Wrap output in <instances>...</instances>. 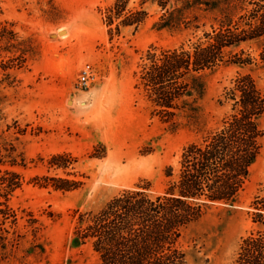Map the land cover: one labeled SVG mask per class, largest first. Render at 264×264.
Segmentation results:
<instances>
[{
  "label": "rangeland",
  "instance_id": "374dc122",
  "mask_svg": "<svg viewBox=\"0 0 264 264\" xmlns=\"http://www.w3.org/2000/svg\"><path fill=\"white\" fill-rule=\"evenodd\" d=\"M214 1L0 0L2 45L18 47L3 58L12 74L0 75V264H100L91 244H73L81 217L126 191L166 193L189 147L223 128L240 76L264 97V36L212 52L198 71L186 58L183 73L163 67L219 30L255 25V4ZM87 63L96 79L86 87ZM258 123L237 199L209 202L179 237L185 264H240L247 239H264V110Z\"/></svg>",
  "mask_w": 264,
  "mask_h": 264
},
{
  "label": "trees",
  "instance_id": "16d2710c",
  "mask_svg": "<svg viewBox=\"0 0 264 264\" xmlns=\"http://www.w3.org/2000/svg\"><path fill=\"white\" fill-rule=\"evenodd\" d=\"M176 0H168L170 10ZM233 9L257 6L255 25L241 32L219 30L207 47L191 53L174 52L163 67L169 72L183 73L184 58L198 71L212 63V52L223 47L231 51L242 43L254 42L264 36V0H225ZM185 8L195 5L215 9L214 0H185ZM241 5V6H240ZM245 6V7H244ZM169 20V19H168ZM164 27L170 26L166 21ZM1 37V35H0ZM0 38V75L12 74L3 62L5 53L18 49L13 42L5 48ZM264 62V54H263ZM235 64L247 65L244 62ZM5 80V79H4ZM187 98L191 89L177 93ZM231 105L223 128L205 144L191 145L184 155L178 173H167L172 184L164 194L147 189L126 191L108 201L88 220L81 217L73 244L89 243L99 256L100 264H185L186 251L178 246L185 228L198 220L209 202L237 199L239 186L250 175L258 154L259 118L264 110V97L249 74L240 76L225 95ZM168 103V102H166ZM168 103L165 106H169ZM4 153L0 143V164ZM240 264H264V239L248 238ZM249 259V260H248Z\"/></svg>",
  "mask_w": 264,
  "mask_h": 264
},
{
  "label": "built area",
  "instance_id": "2783aa9c",
  "mask_svg": "<svg viewBox=\"0 0 264 264\" xmlns=\"http://www.w3.org/2000/svg\"><path fill=\"white\" fill-rule=\"evenodd\" d=\"M96 79V72L92 64L87 63L83 66L79 74L80 85L89 86Z\"/></svg>",
  "mask_w": 264,
  "mask_h": 264
},
{
  "label": "water",
  "instance_id": "95a60500",
  "mask_svg": "<svg viewBox=\"0 0 264 264\" xmlns=\"http://www.w3.org/2000/svg\"><path fill=\"white\" fill-rule=\"evenodd\" d=\"M65 31H61L60 33H64Z\"/></svg>",
  "mask_w": 264,
  "mask_h": 264
}]
</instances>
